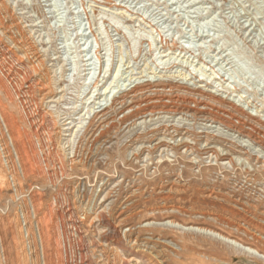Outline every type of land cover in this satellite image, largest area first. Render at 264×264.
Segmentation results:
<instances>
[{
	"label": "rangeland",
	"instance_id": "374dc122",
	"mask_svg": "<svg viewBox=\"0 0 264 264\" xmlns=\"http://www.w3.org/2000/svg\"><path fill=\"white\" fill-rule=\"evenodd\" d=\"M0 2L23 28L6 34L0 31L2 43L27 32L41 49L47 68L57 69L56 101L40 105V93L29 91L24 94L23 107L30 113L38 106L40 115L52 118L62 129L69 124L66 127L77 131L70 147H63L69 132H62L51 147L57 150L62 141L64 156L49 155L45 148L40 150L29 125L23 123L19 100L8 102L0 93V115H11L22 134L28 133L35 141L36 152L40 155L42 151L46 158V163L33 164L37 168L20 179V192L13 198V188L4 180L9 172L2 167L5 162L0 156V181L5 185L1 217L14 220L26 207L27 198L33 197L36 207L30 232L38 228L50 264H65L61 225L76 217L87 224L95 208L111 205L124 212L122 232L129 224L140 229L134 247L126 244L122 252L129 264L160 262L150 250L142 253L144 242L152 237L177 244L179 251L167 264H264L260 256H264V0ZM4 51L0 46V75L9 70L25 92V69ZM18 57L23 59L21 54ZM160 83L172 84L191 98L200 89L206 97L235 105L243 115L228 119L224 114V120L213 121L208 116H190L191 112L182 116L155 113L139 114L136 119L128 108L110 105L113 98L122 96L128 102L134 88L148 87L152 95L154 84ZM161 93L167 104V96ZM138 102L141 108L145 106L143 100ZM91 122L101 125L88 138ZM153 132L158 134L152 137ZM182 137L194 147L192 152L170 150ZM206 139L213 140L211 146L223 154V160L215 161L214 155L202 151ZM159 140L167 141L169 149L159 147ZM74 158L79 162L69 164ZM170 211L184 225L202 220L206 212L219 214L221 219L209 216L207 220L235 244L191 230L170 231L161 225ZM150 220L159 226H144ZM83 230L73 232L75 241L83 238V248L96 247L97 254L110 243L109 238H102L107 233L98 220L90 233ZM16 242L17 248L5 250L7 264H12V257L14 264H38L23 251L22 235ZM70 252L67 263L77 264ZM84 255L83 264H96L90 253Z\"/></svg>",
	"mask_w": 264,
	"mask_h": 264
},
{
	"label": "bare ground",
	"instance_id": "6f19581e",
	"mask_svg": "<svg viewBox=\"0 0 264 264\" xmlns=\"http://www.w3.org/2000/svg\"><path fill=\"white\" fill-rule=\"evenodd\" d=\"M19 26L20 25L17 23V20L15 19L13 14L9 10L6 9V7L3 3L0 2V31H1V33L6 34L7 30H11L10 32H12V30L20 32V30H21L20 28H22V27H19ZM11 35H12V33H11ZM30 36H27V32H26V36L21 34L19 38L7 36L9 39H8V42L6 41L7 43L5 45L0 40V46L3 45L4 50H5L4 53L6 55H9L10 57H12V59L17 61V63L25 69L23 82H24V84H27V86L25 87L26 91L23 92L24 86L22 84L15 82V80L13 78H11L12 74L8 70L6 73H3L0 75V93L3 94L4 98L8 102L9 101L12 102L14 100H19L20 106L22 108V112H23V114H25L22 117V121H23V123H27L29 125V130L32 132L35 139H37L40 150L43 147L48 151L46 153H48L49 155L55 156V155H59V153H61L60 151L62 148H60V147H62V145H60V143L62 141L59 142L57 150H55L54 147L53 148H51V147L56 144V142L58 141L57 138L62 136V132H67V133L69 132L68 135L65 134L66 135L65 137H68V138H66V141L63 144V147L65 144H67L68 147H70L73 144V137H74V135H76L77 131L74 130L72 132V128L70 129L69 127H66L69 124H64L63 125L64 128L62 129L61 127H59L58 124H56L53 121L52 118H45L43 115H40V112H39L40 110H39L38 106L36 107L38 109L37 111H32V112L29 111L30 113H28L26 111V109H27L26 107L25 108L23 107V104H25V102L23 103V99H25L24 94L26 92L29 93V91H32L33 93L34 92H38V94L40 93V96H41L40 97L41 99L39 101L40 105H43V104L47 105L50 103H54L56 101V95H57V91H56L57 76H55L57 69L54 67V69H56V71L55 70L53 71L52 66H51L52 67L51 69L47 68L46 61L43 58V54L40 53L41 49H38V46L33 42L32 37L30 38ZM7 37H5V38H7ZM18 54H21V56H23V59H21L22 57L19 58ZM105 65H107V64L105 63ZM61 68H59V69H61ZM1 72H2V70H1ZM145 86H147V85H145ZM153 87H155V90H154L152 95L148 94L150 92V89L148 87L134 88L133 90H131L129 92L130 96L128 97L129 98L128 102H126L122 96V97H119L117 99L113 98L110 105L112 106V105L117 103L118 105H121L122 107H126V109L128 108L129 110H131L130 112L132 113L131 118L136 117V115H139V114L142 115V117L152 116L155 113H157V114H174V115L180 114L182 116V115H186L187 113L191 112L190 116H192V115H199V116L202 115L205 117L208 116V117H210L209 120L214 119L213 121H215V119L224 120L222 118V116L224 114H226L228 116V119L232 118L234 115H243V111L240 110L235 105L227 103L226 101H222L220 99H217L216 97L214 98L211 95L206 97L200 89L193 93V96H196V97L191 98L190 96L188 97L186 95H182L179 88L178 87L176 88V86H174L172 84H164V83L161 84L160 83V84H154ZM166 88H168L167 93L165 92ZM159 90H161V92H163V93L165 92L163 95L167 96V100H168L167 104L162 102V97L158 95V94H162ZM125 98H126V96H125ZM139 100H143V103L145 105L143 108H141L138 105V104H140L138 102ZM190 104H194L193 109L190 107ZM225 105H227V106L223 107V108H225L226 110L220 108L221 106H225ZM39 116H40L39 120H41V121L39 123H34L36 121V118H38ZM96 117H98L97 114L94 116V118H96ZM101 117H102V115H101ZM137 117H136V119H137ZM4 118H5L4 116L2 117L0 115V156L3 158V160L5 162V165L3 164L2 167L5 166L7 169V172H9V175L7 174L8 179H4L6 181V186L8 188H13L12 189L13 193L11 194V197L15 198V196H18V194L20 192V187L18 186L20 183V179L21 178L24 179L25 176L27 175V172H29V171L32 172L33 171L32 169L37 168V167L33 168V164H41V166H42V163H46V158L43 155L42 151L39 150L41 153L40 155L36 152L35 141L31 139V136L27 135L28 133L22 134L19 126L15 123L14 118L11 115H9V117L6 116L5 119ZM245 122H246V120H245ZM100 125L101 124L99 122H97V123L91 122V125H90L91 130H90V134L88 133V135H89L88 138H92L93 132L96 131L97 128L100 127ZM20 127H21V125H20ZM246 127H247V125H246ZM164 132H166V130H164ZM45 133H48L47 134L48 136L46 139L44 137ZM157 134H158V132H153L152 137L153 136L155 137ZM169 135H167V136L169 137ZM205 142L206 143L203 144L204 145L203 150L201 149L202 151H204L205 154H209V156L214 155L215 161L224 159L223 154L217 153L218 149L215 150L214 147L211 146V144H213V140L206 139ZM167 143L168 142L165 140H159L157 142V144H159V147L163 146V147L169 149L170 145H168ZM154 147L156 148V146H154ZM49 148H51V149L49 150ZM16 149L18 151H16ZM193 149H194V147L191 146L187 142L186 137H184V138L182 137L179 140V142H177L176 144H172V146H170V150H173L174 152H177V153H179L180 150H184L185 152H192ZM195 151H198V150H195ZM17 152H18V154H17ZM235 152L237 154H242V150H237ZM61 154L63 155V153H61ZM200 155H202V154H200ZM233 159H234V161H235V159L238 160V157H234ZM233 159H231V160H233ZM68 161L70 162L69 164H73V165H75L79 162V161H76V158H74V160L71 159ZM73 165H72V167H73ZM44 169H43V171H44ZM44 173L49 174V172L47 170L44 171ZM13 177H14V179H13ZM2 184H3L2 181H0V196H1V193L3 191L2 186H5ZM9 196H10V194H9ZM32 198L31 199H30V197L27 198L26 207L24 209H20L19 212L16 213L14 220H9V219H6V218H3L0 216V264H7L5 252L6 251H7V253L11 252L16 247L17 236L20 237L22 235V234L20 235V233H22V227H21L19 219H18V216H20V214L22 215V219L24 221V226H25L26 232L28 233V240L27 241H26V239L23 238V235H22V249H23V251H25V254H27L28 259H34L37 262L39 261L38 264H50L49 262L46 261V254H45V251L43 250V243H42V238H41L42 236L40 235L38 228L35 231L36 232L35 234L37 236L33 235L34 232L33 233L30 232V227L32 226V220L35 217V207H36L35 203H34L35 201L34 200L32 201ZM213 198H214V196H213ZM106 199H107V197L104 196L102 198V201L106 202L105 201ZM25 203L23 202L22 204H25ZM108 205H109V203H108ZM106 210H107V212L105 215L104 212ZM123 214H124V212L122 213L118 209H115V206H112V205L108 206L107 208L103 207L101 210H100V207H97V208H95L94 211L91 212V217H90L91 219L88 221L87 224H84L80 220V218L76 217L75 221H71L70 224L61 225L60 233H59L62 236L60 249L63 251L65 264H69V263H67V258H68L67 256H68V254H69L68 252L70 250H73V252H70V254H72L75 259L77 258V260H78L77 264H83V261L85 259L84 253L85 254L90 253L91 256L94 257L96 264H129L128 261L126 260L125 256H123L122 252H123L124 246L126 244H128L130 248L134 247L133 245L136 244V241L139 238L140 229L138 230L137 228H135V226L129 224L127 229L123 230V232H122V230H121L122 226L124 223H126L125 222L126 217L125 218L122 217ZM214 214L210 215L207 212L203 213L202 214L203 215L202 220H197V221H194L193 223H187V225L186 224L184 225V224H180V222L178 220L179 215L177 216L173 211H170L166 215L167 216L166 222L162 223L161 225L164 227H167L170 231H173L174 229H181V230H185V231L191 230V231H195L199 234L213 235V236H216L218 238L223 239L227 243L235 244L233 241H229L230 240L229 237L223 236L220 233L218 234L217 232L219 231V229L216 232L213 224L207 220V218L209 216H211L213 218L212 220L221 219V216L219 214H215V215ZM2 215H4V214L2 213ZM4 217H5V215H4ZM62 219H61V221H62ZM97 220L99 222L100 227L102 229H105L106 233H107V235L103 236L102 238H105V240H106V237H107V239L109 238L110 243L106 244L105 248L98 251V253L96 254V252L98 250V249L96 250V247L92 248V250L89 249L88 247H85L86 249L83 248L84 245L82 244L83 243L82 237H80L81 243L78 240L75 241V237H76L75 233L79 230H83L84 228H86V229L83 230V233H85V234L90 233L89 228H92V226L94 225V223ZM60 224H61V222H60ZM155 225L159 226V224H155L151 220L147 221L146 224H144V226H148V227H152ZM185 226H188V227L186 229H183ZM232 226H233V224H232ZM258 230L260 231V229H258ZM73 232H75V233H73ZM79 235H80V233H79ZM131 237L134 238L133 241L132 240L130 241ZM70 238H72V239H70ZM76 239H77V237H76ZM158 241H159V238L155 239V237H152L150 239H146V241L144 242V244L142 246L144 248L142 253L146 252L147 250H150V252H148V253L149 254L155 253L156 258L159 259L158 261H160V262L152 261V263H155V264L156 263L157 264L166 263L167 264V262L170 260L172 255L176 254L177 248L175 246L177 244L174 245L172 243V241H173L172 239L170 242L164 241L161 243ZM94 243L97 244L98 241H94ZM70 244L72 245V247ZM247 249H248V251H251L250 248H247ZM177 251H179V250H177ZM260 256L264 260V256H262V255H260ZM12 258H11V261L14 262V260ZM18 259H20V258H18ZM13 262H12V264H14Z\"/></svg>",
	"mask_w": 264,
	"mask_h": 264
},
{
	"label": "built area",
	"instance_id": "2783aa9c",
	"mask_svg": "<svg viewBox=\"0 0 264 264\" xmlns=\"http://www.w3.org/2000/svg\"><path fill=\"white\" fill-rule=\"evenodd\" d=\"M18 219H19L20 225L22 227V233L21 234L23 235V238L26 239V241H27L28 240V233L26 232V229H25V226H24V221L22 219V215L21 214H20V216H18ZM32 230L35 232L37 229L35 228V229H32Z\"/></svg>",
	"mask_w": 264,
	"mask_h": 264
}]
</instances>
